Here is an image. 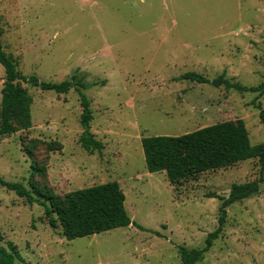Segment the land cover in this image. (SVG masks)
Wrapping results in <instances>:
<instances>
[{"label":"rangeland","instance_id":"obj_1","mask_svg":"<svg viewBox=\"0 0 264 264\" xmlns=\"http://www.w3.org/2000/svg\"><path fill=\"white\" fill-rule=\"evenodd\" d=\"M0 43L22 75L88 87L87 153L79 99L18 83L31 97L30 127L13 117L0 136V177L63 197L115 181L130 225L66 240L38 204L0 187V245L14 264H180L177 247L200 249L217 227V198L258 178L256 160L170 184L146 170L142 137H177L241 120L251 145L264 140L254 93L175 80L194 72L256 86L264 81V0H0ZM4 72L0 66V91ZM264 109V94L257 97ZM154 232V233H152ZM195 264H264V170L257 194L226 208L219 237Z\"/></svg>","mask_w":264,"mask_h":264},{"label":"trees","instance_id":"obj_2","mask_svg":"<svg viewBox=\"0 0 264 264\" xmlns=\"http://www.w3.org/2000/svg\"><path fill=\"white\" fill-rule=\"evenodd\" d=\"M0 66L4 72V82L0 91V136L15 132V127L11 123L13 117L19 120L22 128L30 127L32 100L27 91L18 84L24 83L43 91H53L57 95L73 90L78 96L81 109L79 115L81 133L78 143L89 154L99 153L102 150L101 142L94 139L89 131L92 112L88 99L82 94V90L88 87L82 76L72 74L67 80L49 83L39 81L33 75H22L16 71L15 63L3 53L1 43ZM175 80L209 84L216 88L224 87L256 94L252 103L258 110V119L264 134V109L257 102V97L264 94V81L256 86L246 87L230 82L222 74L209 80L194 72L184 73ZM140 143L146 170L149 173L165 172L170 184L249 159L257 162L259 171L256 180L232 184L226 197L207 195V198H217L220 201L217 209V227L206 235L202 248L177 247L180 264H195L202 259L213 241L219 237L225 223L226 208L258 193L264 170V140L251 145L243 122L237 120L215 123L177 137H142ZM0 187L13 192L28 204L40 205L48 226L53 229L57 223L61 235L66 240L130 225L145 231L128 217L124 208L125 196L115 181L72 191L63 197L53 196L39 190L30 192L22 184L7 182L1 177ZM15 256L16 253L11 243H7V247L0 245V264H14Z\"/></svg>","mask_w":264,"mask_h":264}]
</instances>
